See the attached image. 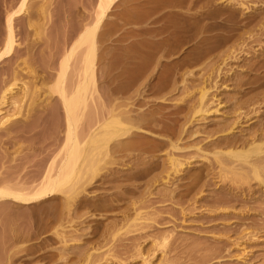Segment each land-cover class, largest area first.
Masks as SVG:
<instances>
[{"label":"rangeland","instance_id":"obj_1","mask_svg":"<svg viewBox=\"0 0 264 264\" xmlns=\"http://www.w3.org/2000/svg\"><path fill=\"white\" fill-rule=\"evenodd\" d=\"M192 1L195 5L191 7L185 3L166 9L160 7L163 0L161 4L160 0H116L111 5L97 31L106 29L107 22L114 21L116 26L109 38L96 44L88 94L93 97L88 98L78 132L85 128L86 132L101 114L107 115L110 105L119 113L128 106L125 121L129 115L132 126H126L135 130L124 134L125 140L145 143L111 151L113 160L107 156L106 160L104 151H95L93 174H87L85 186L70 196L56 192L30 204L0 200V264H143L142 257L148 264H264V184L247 166L249 171L239 169L241 160L225 157L229 149L243 153L244 142L254 130L259 135L264 128V67L254 70L250 66V62H264V30L253 38L244 35L245 50L238 46L243 52L236 51L237 58L222 61L230 41L215 50L204 70L196 69L200 65L191 67L187 59L195 48L191 40L195 33L202 30L215 47L216 37L228 34L219 19L196 12L230 10L224 0ZM18 2L0 0V53L10 15L14 41L13 55L0 59V100L4 101L0 104V186L30 188L49 163L55 166L62 156L63 109L57 96L49 92L68 50L85 26L92 24L98 0H47L48 6L40 0L48 7L45 16L43 12L29 14V2L20 14ZM121 10L147 15L123 23ZM232 11L237 20L253 13L258 15L254 23L259 17L264 20V4L254 12ZM171 18L181 27L176 37ZM168 37L166 44H174L173 55L153 52L143 58L134 49L140 41L157 43ZM85 47L76 48L68 61L67 89L78 79ZM210 67L214 90L208 91L207 98L214 95L210 106L219 102V107L202 118L193 114L198 96L194 87ZM240 103L247 110H239ZM241 111L248 113L246 117ZM141 112L160 117L147 126L140 121ZM238 112L243 115L239 117ZM136 115H141L140 120ZM121 138L118 141L124 142ZM172 141L173 148L168 146ZM255 143L264 149V140L258 137ZM218 151L225 154L220 160L228 166L216 163ZM170 155L182 162L179 173L168 171ZM231 167H238L239 176ZM61 233L65 243L60 241Z\"/></svg>","mask_w":264,"mask_h":264},{"label":"bare ground","instance_id":"obj_2","mask_svg":"<svg viewBox=\"0 0 264 264\" xmlns=\"http://www.w3.org/2000/svg\"><path fill=\"white\" fill-rule=\"evenodd\" d=\"M11 1L15 3V0L14 1L11 0ZM19 1H20V3L18 2L19 4H17L18 5L17 8L18 9L20 8L19 13L23 10L21 7H24V5L26 6V4L29 2V4L32 5V7L29 5L30 9H31L29 14H31V12H33V13L34 12L35 13H42L43 12L44 14H42V15H44V16H45V9L48 8L47 6L49 4V2H47V0H46V2H45V0H42L47 6L44 3H41L40 0H33L34 2L31 1V0H19ZM115 1L116 0H98L97 7H96L97 10H96V13H95L94 20L92 21V24H90L89 22L88 23L90 25L85 23L86 25H88V27L85 26L84 29L82 28L83 29L82 32L78 35L77 39L74 41V43L71 46V48L68 50L67 55L65 56V59L63 58L64 61L61 63V71L59 72V75L57 74L58 78L55 81L53 89L51 91L49 90L50 91L49 93L51 95L53 94V95L57 96L58 100L61 103V107L63 109L62 111H63V115H64L63 116V121L64 122H62L64 124V134H63L64 135V143H63L62 149L60 148V151H59V152L62 151L61 152L62 156L60 157V159H58L59 160L58 163L55 164V166L53 165V163L52 164L49 163V166L47 167V169L44 172V174L41 176V179L39 180V182L37 184H34V186H32L30 188H22V187L20 188V186L19 187L0 186V200H12L13 202H18V203H21V204H30V203H33V202L48 198L49 196L53 195L56 192L65 193L66 195L70 196V195H72L74 193V191L76 189H78L80 187L82 188V186L86 183V182L83 183V181H86V179H85L86 177L85 176L87 174L89 175V173H91V172H94L95 168L93 167V163L96 161V157L95 156H97L95 151H97L98 153L101 152V151H104L105 157L107 156V157L112 159V158H114V156L111 154V151L114 150V152H115L116 149L124 151V149L129 147L130 145L133 146L134 144L138 145V144H141V142L143 143V141L140 140V139L135 141V142L125 140V138L127 137L126 136L127 133L129 134V132H133L135 130V128H131V130H130V127L126 126V125H128V123H130V122H128L129 121L128 120L129 119V115H128V119H127V122H126L125 119L127 118L126 117L127 115L125 116V114H124V112H126V114L128 113L129 110L126 109V108H128V106L125 108L126 111H124L123 113H119V111L115 112L116 110L114 108V105H110L111 109L108 111L107 115H103L100 112L101 115L97 119V121L95 120L96 123H94L92 126L88 127L87 128L88 130L86 132L83 131L86 128L85 129L82 128L83 130H81L82 132H80L81 135L78 132V130H80V129H78V127L81 125L80 123H81L82 119H84L83 117H84L86 108L89 105L88 98L91 97V95H90V97H88V94H89V86H90V84H93V72H94V67H93V62L94 61H93V59H94L95 53H96L95 52L96 44L99 41L102 42V41H105L107 38H109V36L111 34V31H112V27L114 28L116 25L115 26L113 25V24H115V23H113L114 22L113 21V22L105 23L104 26L106 24L107 25L105 27L106 29H104L103 31H99L98 32L97 28L102 23V19L104 18V16H107V13H109L110 8L112 7L111 5H113V3ZM187 1L188 0H163V4H161V0H160V2L158 0V2L161 4L160 7L161 6L163 8L165 7V9H166L167 6H170L172 8L173 7L175 8V6L176 7H183L182 5L185 4V3L189 7H191L192 5H195L192 0H189L188 3H187ZM200 1H202V0H200ZM224 1H226L225 6L230 8V10H228L227 12H219V13H217V12H208V11L196 12V13L199 14V16H206L209 19L210 18L219 19L222 23L226 24L225 26H226V29H227L226 31H227L228 34L222 35L220 37L218 36V38L216 37L214 43L215 42L217 43V45H216L217 47H215V46L211 45V41H212L211 37H207L206 35H203L202 34V30H201V32L199 31V32L195 33L194 36L192 37V39L190 38L193 41V44H194L195 48H193V52L189 55V57L187 59V62H188V64H191L190 65L191 67H192V65H196V66L200 65V68H196V69L204 70L207 67V65H208L207 64V62H208L207 59L208 58L210 59L211 55L215 52V50L217 48H219V47H223V46L227 45L230 41H231L230 44H228L226 49L224 48L225 50H223L224 51L223 54L225 56L224 57L225 59L223 58L222 61H224V60H226L228 58H235L237 56V52L236 51L243 52V50H245V49H243L244 48L243 45H245L244 44V42H245L244 35H248L247 38H253L254 34L258 30H264V20L261 21L260 17H259V20H257V22L254 23V21L256 19H258L257 18L258 17L257 13H253V15L251 17L249 16V17L237 20L235 15H234V13H233V11H232L233 8H235V9L239 8L242 11L246 10L245 12H248L249 10H252L254 12V10L256 11V9L258 8L259 5H261V4L263 5L264 4V0H224ZM159 3H158V5H159ZM207 3H210V1L207 2ZM12 4L13 3H11V5ZM203 4H205V6H207L206 2H204ZM158 5L156 4L157 7H158ZM29 6L27 5V8ZM155 7H153V8H155ZM155 9H157V8H155ZM24 10H25V7H24ZM124 11L121 10L120 13H119V19L121 18V20L125 21L123 23H126V22H129V24L132 23L131 21H128L131 18H133L131 20L134 23V19L138 18L137 20H139L140 16H141V18L143 17L142 16L143 13L147 15V13L141 12V11L140 12H133V11H127L126 12V10H124ZM17 13H15V14H17ZM169 13H172V12H169ZM11 14H13V12H11ZM12 16L10 15L6 19L7 33L5 35V44H4V47H3L4 49L0 53V59L3 58V57H9L12 54V52L14 51L13 50L14 41H13V32H12V28H13L12 27V21H13L12 20ZM169 16H170V14H169ZM259 16H262V15H259ZM18 17H20V16H18ZM13 18H15V17H13ZM172 20H173V37H176V36H178L177 34H178V31H179V29L181 27L178 26L179 24L178 25L176 24L177 22L175 23L174 18ZM221 25L222 24L220 23V26ZM83 26H84V24H83ZM182 30H183V28H182ZM240 30H242L243 32H241V33L238 32ZM173 37H172V39H173ZM167 40H169V37L164 39V40H162V41H159L157 43H148V42H145V41H140V42L137 43L138 47L137 48L134 47V49L137 51V54H141L143 58L150 57L153 54V52H155L156 54L160 53L162 55L163 54L173 55V52H174L173 51L174 50L173 49V45L174 44L173 45H167L166 44ZM173 40H175V38ZM172 43H174V42H172ZM82 45L87 46V48L85 47L86 50H85V52L83 54V57H82L83 58V60H82L83 64L80 66V68H79L80 70L78 69V71H77L78 79L76 80L75 83H73L72 87L67 89L66 86L64 85L65 84L64 82L66 80L65 79L66 73H67L66 70H67V67L69 65L68 61H69L70 57L74 54L76 48H78V47H80ZM177 46H178V44H177ZM177 46L175 45L174 48L177 47ZM238 46H243L242 47L243 50L240 49V47L238 48ZM140 49H142V53H140V51H141ZM143 49H145V50H143ZM138 51H139V53H138ZM216 56H218V55H216ZM256 62L254 64L253 63L251 64V62H250V66L253 67L254 70H255V67H257L258 69L264 67V62L258 61L257 62L258 64ZM259 62H261L260 65H259ZM218 69L220 70L219 67H218ZM219 70L216 69V71H215L216 76H218V71ZM209 71L210 72H208V74L206 73V77H204L205 76L204 74L200 75L201 76V81L199 82L198 86L194 87V88H196L198 90V96L196 98L195 103L192 106L193 114L194 115H198V117L202 116V118L207 116L206 114H208V113H211V112H214V111L216 113L218 111V108H215V109H213V108L214 107H219L218 106L219 102H216V104H214L215 105L214 107L210 106V105H212L211 104L212 102L214 103V100H213L214 95L211 96L210 98H207V97H209V96H207L208 91L213 87V84H211L209 78L211 77L210 74L214 72V69L210 67ZM192 72L193 71L190 70L191 76H192ZM247 85L249 86V84H247ZM25 90H26V87H25ZM249 90H250V88H249ZM253 94H256V93H253ZM253 94H252V96H253ZM4 95H6V94H4ZM4 95H2V96H4ZM92 97H93V95H92ZM244 97H246V95ZM247 97L250 98V95L247 96ZM0 99H2V97ZM256 99H258V98H256ZM1 101H3V100H0V104H2ZM252 101H254V99ZM252 101H250V102H252ZM3 103H4V101H3ZM126 103H129V102L127 101ZM243 104L241 105V103H240L237 108L239 110H242V111L243 110H247V108H245L246 105H243ZM250 104H252V103H250ZM123 105H122V108H123ZM126 105H128V104H126ZM32 106H33V104H32ZM247 106H249V105H247ZM33 109H34V107H33ZM121 110H124V109H121ZM130 111H133V110L130 109ZM146 113H148V111ZM146 113H143L145 115H143L142 112L140 113V114H142L143 117H140L141 115L140 116L136 115V116L137 117L139 116L141 118V120H140L139 117H138L137 118L138 120H140V121L143 120V122L145 121V123L148 124L147 126L150 125L149 124L150 122L153 125L152 121H154V123H155L157 121V118L160 117V116H158L156 118L155 115H153V114L152 115H149V114L146 115ZM158 113H159V111H158ZM242 113L245 115V117L248 114V113H246V111L242 112ZM242 113H239L238 116L240 117V115ZM131 114H132V112H131ZM238 118H237V120H238ZM192 119H193V117H192ZM235 120H236V118H235ZM239 120H240V118H239ZM243 120H244V117H243ZM236 121L234 123H236ZM143 122H142V124L144 125L145 123H143ZM239 123H241V122L239 121ZM257 124H258V122H257ZM60 125L62 126V124H60ZM152 125H150V126H152ZM130 126H132V125H130ZM147 126H145V127H147ZM154 126H157V125L154 124ZM217 126H219V124ZM259 127H261V126L259 125ZM59 128H61V127H59ZM256 128L258 129V127H256ZM56 129H57V127H56ZM153 129H155V128H152V130ZM250 130H252V128ZM146 131H148V130H146ZM249 132L251 133V131H249ZM256 132L257 131L254 130L253 134H251V135H253L252 138L249 139V141L247 140V142L245 141L246 144L244 142V145H245L244 147H247V148H246V150L244 152L242 151L243 153H241L239 151H234V150L229 149L228 151L226 150L225 154H227V155L225 157L229 156L230 159H231V157H235V158L241 160L243 162V165H242L241 161L237 160V163L240 162L241 163L240 165H242L244 167H242V166H240L238 164L240 166L239 169H242V170H244L246 172L245 169L248 168L250 171H252L254 173V177L257 178L258 180H260V182L264 184V176L263 177L261 176L262 173L264 174V149L259 145L260 143L259 144L255 143L257 141L258 137L261 138L262 141L264 140V128L260 130L259 135L255 134ZM124 134H126L125 135L126 137L124 136ZM130 135H131V133H130ZM130 135H129V137H130ZM120 137L124 138V139L121 138L120 140H125L126 142L125 141L124 142L123 141H118ZM249 138H250V136H249ZM115 140H117V142ZM112 141L114 143L111 144V146H110L109 142H112ZM242 141H241V144L243 143ZM169 145L173 148V141L169 142L168 146ZM139 146H141V145H139ZM175 147L178 150L176 144H175ZM221 154L223 155L222 152L220 153L218 151L214 155H215V157L217 159V160L215 159L216 163L218 162L219 164H221L222 168H223L227 164L225 162L226 160L225 161H221L220 160L221 159L220 158ZM251 154H254L253 159H250V157L252 156ZM224 155H223V158H224ZM56 156H58V154ZM59 156H60V153H59ZM107 157H106V160H107ZM174 158L175 157H172L171 155L168 158L169 159L168 160V162H169L168 171H171V173L174 172V174H175V173H177L180 170L182 162L180 161L181 162L180 163L179 162L180 159L177 160L178 158H175V159ZM98 159H100V158H98ZM227 159H228V157H227ZM112 160H110V161H112ZM232 161L235 162L236 159H235V161L234 160H232ZM219 164H218V166H219ZM233 164H235V163H233ZM245 166H247V168ZM231 168L235 172V174L237 173V176H239L238 175L239 174L238 173V169H237L238 167L237 168L231 167ZM231 168H230V170H231ZM100 169H101V167H100ZM260 171H262L261 174H260ZM91 174H93V173H91ZM193 174H195V172L192 173V176H193ZM166 175L167 176L170 175V172H167ZM197 177H199V176H197ZM60 235L61 236L58 235L59 237H61L60 241L65 243L64 242V234L61 233ZM66 236H67V234H66ZM142 261H143V264H148V259L146 257H142Z\"/></svg>","mask_w":264,"mask_h":264}]
</instances>
